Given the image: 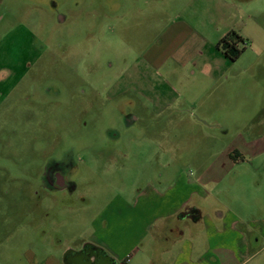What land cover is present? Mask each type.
<instances>
[{"label": "rangeland", "instance_id": "374dc122", "mask_svg": "<svg viewBox=\"0 0 264 264\" xmlns=\"http://www.w3.org/2000/svg\"><path fill=\"white\" fill-rule=\"evenodd\" d=\"M231 31L233 62L217 48ZM262 132L264 0H0V264L109 241L119 197L195 178ZM51 161L64 192L37 190Z\"/></svg>", "mask_w": 264, "mask_h": 264}, {"label": "crops", "instance_id": "0c3cea01", "mask_svg": "<svg viewBox=\"0 0 264 264\" xmlns=\"http://www.w3.org/2000/svg\"><path fill=\"white\" fill-rule=\"evenodd\" d=\"M152 62L158 66L163 59L154 56ZM204 73L208 83L228 80ZM194 77L190 84L197 81ZM190 95L185 102L193 113L200 102ZM163 105L152 101L153 111L169 109ZM216 158L195 178L176 173L163 185L152 183L140 190L132 201L119 197L116 221L105 223L112 241L90 238L81 247H96L111 264H249L259 254L253 252L254 244L264 243V132ZM247 175L251 178L245 180ZM192 214L199 220H192ZM196 235L203 245H197ZM34 259L32 264H63L59 255Z\"/></svg>", "mask_w": 264, "mask_h": 264}, {"label": "flooded vegetation", "instance_id": "af4514ba", "mask_svg": "<svg viewBox=\"0 0 264 264\" xmlns=\"http://www.w3.org/2000/svg\"><path fill=\"white\" fill-rule=\"evenodd\" d=\"M93 95L95 99L97 96H102V94L98 92H95ZM123 95L124 93H122V91L116 92L112 95V98H108L106 101L110 102L111 99L120 101ZM129 121H131V119H129ZM38 183L37 190H43V192H64L71 187L64 173L63 163L59 161H51L43 168ZM106 258V255L101 250L88 245L80 249H68L62 257V261L63 264H106Z\"/></svg>", "mask_w": 264, "mask_h": 264}, {"label": "trees", "instance_id": "16d2710c", "mask_svg": "<svg viewBox=\"0 0 264 264\" xmlns=\"http://www.w3.org/2000/svg\"><path fill=\"white\" fill-rule=\"evenodd\" d=\"M241 41H244L243 38L237 33L231 31L225 37H223L217 44V48L221 49L223 47V54L232 62L236 61L244 52V49L240 50L237 48V44ZM237 153H232L231 158L236 159ZM197 212V211H195ZM192 213V212H191ZM189 213V214H191ZM180 216H183L181 214ZM192 220L198 221L199 215H190ZM90 246V245H89Z\"/></svg>", "mask_w": 264, "mask_h": 264}, {"label": "water", "instance_id": "95a60500", "mask_svg": "<svg viewBox=\"0 0 264 264\" xmlns=\"http://www.w3.org/2000/svg\"><path fill=\"white\" fill-rule=\"evenodd\" d=\"M106 262H107L106 264H111L109 258H106Z\"/></svg>", "mask_w": 264, "mask_h": 264}]
</instances>
